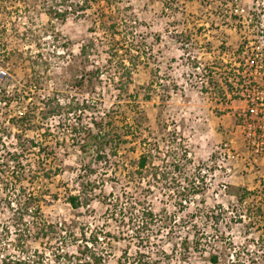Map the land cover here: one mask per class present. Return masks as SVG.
Here are the masks:
<instances>
[{
	"label": "rangeland",
	"instance_id": "1",
	"mask_svg": "<svg viewBox=\"0 0 264 264\" xmlns=\"http://www.w3.org/2000/svg\"><path fill=\"white\" fill-rule=\"evenodd\" d=\"M83 1L89 0H7L9 8L0 10V63L8 69L7 79L0 82L4 93L0 97V160L13 153L20 154L22 160L20 165H12L0 182V222L12 226L16 219L7 208L9 196H19L21 203L31 197L37 223L56 227V232L50 231L40 241L30 237L20 244L19 234L9 235L0 244L5 249L0 256L26 258L27 264H47L55 254L76 257L78 246L86 242L81 235L84 232L86 240L91 234L100 239L98 249L107 264H117L125 255L133 261L138 240L121 219L139 197L136 188L153 186L148 200L158 220L141 253L144 260L149 264H214L212 258L220 254L227 262L240 230L239 217L250 215L254 204L250 202L246 211L238 202L241 190L247 189L237 188L234 170L227 174L214 165L202 170L208 160L217 162L215 146L231 140L236 132L233 115L225 117L226 113L217 109L218 102L224 100L216 90L218 74L211 77L214 68L224 64L216 52L220 44L236 50L239 42L238 34L230 30L236 21L230 19L234 11L230 0H90L88 11L70 15L66 22L48 15L49 8L81 5ZM251 4L246 0L239 7ZM214 22L224 30L213 32L201 47L197 37L191 43V25L197 28ZM112 24L117 26L120 50L130 49L134 56L141 53L133 85L121 93L105 74L102 85L85 99L100 107L101 115L112 112L119 132L137 135L124 137L127 143L120 145L112 167H96L98 173L89 179L67 127L55 119L26 124L18 119L33 108H42L49 98L83 99V93L75 90L84 68L81 47L93 41L99 52L108 50ZM202 53L206 56L200 57ZM95 57L92 60L100 62ZM197 63L207 73L195 72ZM200 79L207 80L208 86H202ZM131 110L145 112L149 123L135 129ZM155 145L159 153L153 155L152 162L175 172L171 187L170 183L155 182L150 175L143 181L131 177L143 150ZM145 170H151L150 165ZM87 180L98 189L89 208L75 211L68 197L78 196ZM192 182L204 191L203 196L183 200V189L191 188ZM182 203L187 209L180 212L174 206ZM12 204L14 211L20 209V204ZM173 217L175 221H171ZM25 220L32 234L38 231L35 219L26 216Z\"/></svg>",
	"mask_w": 264,
	"mask_h": 264
},
{
	"label": "trees",
	"instance_id": "2",
	"mask_svg": "<svg viewBox=\"0 0 264 264\" xmlns=\"http://www.w3.org/2000/svg\"><path fill=\"white\" fill-rule=\"evenodd\" d=\"M54 1L56 3L72 2V0ZM91 2L90 0L83 1L80 2L81 5L75 6L70 4L61 6L57 9L52 7L49 8L47 12L49 13V17L52 19L66 22L70 15L75 16L80 12L84 13L88 11L89 7H91ZM241 2L242 0H230L229 3L231 7H235L236 4ZM7 3V0H0V10H6V8L8 9L9 6ZM232 18L237 19L235 16H232ZM116 27V24H112L109 29L110 31L108 30L111 39V44L109 45L108 50L99 52V46L93 41L81 47L80 57L83 59L82 65L84 68L81 70L79 78L75 81V90L78 94L83 93L81 94L83 96L82 100L77 98H67V100H62L58 97L49 98L43 103L42 108H33L30 113L28 112L18 119L24 124L28 121H30L29 123H35L38 120L49 121L51 119H55L59 121V125L67 127L71 137L72 147L80 153L82 163H84L86 167V177L89 179L92 175H96L98 173L96 170L98 167H104L106 170H109V168L112 167L113 158L117 157L121 148L120 145L127 143L125 142L124 137L128 135H137L135 133L128 134L127 132H119L120 130L114 125L115 120L111 114L112 112L101 115L100 107L95 106L85 99L86 94L89 96L90 93H92L98 86L102 85L101 79L105 74L107 79L109 77L115 89L121 93L128 92L130 87L133 85V74L137 71L140 64L141 53L136 52V56H134L132 55L130 49L124 50L125 48H121L120 50L119 46L121 44L116 42V36L119 35ZM181 49L185 50V47L182 44ZM121 51L124 53H121ZM102 54H104L105 57H103ZM94 55H97L95 58L100 60V62L92 60ZM126 62L129 63V66H127ZM197 66L198 63L193 67L195 68ZM144 67L147 68L148 66L145 65ZM90 68L92 70H89ZM114 75L118 78H114ZM172 87L173 91H177L175 86ZM1 93L2 91H0V97H2V95L4 96V93ZM131 112L134 114L132 117V123L135 129L139 130L144 125L149 123V118L145 112L140 110H131ZM10 121H12V123L15 122V120ZM155 153H159L158 145H155L154 148L150 150L144 149L137 162V170L131 174V177L138 179L139 181H143L150 175L152 176V180L155 182L162 181L166 184L170 183L171 187L174 181L173 175L175 172L174 170H162L158 166H155L152 162L154 158L153 155ZM184 157L186 158L187 155ZM21 161V155L17 153L9 154L8 157H4L3 160H0V182L3 181V177L9 173V169H11L12 165L18 166L21 164ZM86 161L89 162L88 165L86 164ZM175 161L176 158H173L172 163ZM149 165L151 170H145ZM17 179L20 181L19 178ZM82 185L83 188H81L80 194L78 196H69L67 200L71 208L75 211L89 208L91 206L95 190L98 189L97 186L89 180ZM136 189L139 191V197L135 199L134 206L124 210L125 212L123 214L124 216H122L121 223H126L133 229L136 235L138 240L137 257L136 259H133V261H130L125 255L123 258L118 260L117 264H149V262L144 260V256L141 255V253L146 247H148L147 245L150 243V231L153 224L158 220V216L155 214L148 200V194L152 193L154 190L153 186H148L146 188L138 186ZM174 190L175 188L171 191ZM241 191H243V193L240 194L238 202L252 196V193L247 190ZM203 193L204 191L192 182L191 188L183 189L184 196L182 198L183 200H187L190 197L191 199H195L197 196H203ZM18 197L13 198L12 196H9L7 198V208L10 211H13V217L16 219L14 220L12 226H8V224H2L0 222V244L3 239L8 240V236L12 234H19L21 238L19 240L20 243V241L23 242L24 239H28L30 237L40 241L45 239V237L51 233L50 231L56 232V227L51 224H47L45 222L37 223V218L32 216V214L35 215L34 211L37 210V208H35V204L33 203V199H31V197H26L23 203L19 202L20 199H17ZM12 201L20 204V209L14 211ZM174 207H178L180 212L187 209L184 203ZM26 216L35 219L34 225L37 223L36 227L38 228V231H34L33 234L29 229L30 223L25 220ZM172 220L175 221L176 218L173 217L171 218V221ZM35 229L36 228H34V230ZM81 235L84 242H86L83 246H78V256H57L55 254L54 259L48 260L47 264H107L105 256L100 253L98 249L100 239L96 235L91 234L92 236L89 237V240H86V233L83 232ZM185 244L187 243L185 242ZM17 247H19V244ZM3 250L5 249L0 247V252ZM25 259L21 257L15 258L13 256L10 257L2 255L0 256V264H27L28 260ZM212 260L216 262V258H212ZM40 264L46 263L41 261Z\"/></svg>",
	"mask_w": 264,
	"mask_h": 264
},
{
	"label": "built area",
	"instance_id": "3",
	"mask_svg": "<svg viewBox=\"0 0 264 264\" xmlns=\"http://www.w3.org/2000/svg\"><path fill=\"white\" fill-rule=\"evenodd\" d=\"M240 5L236 4L230 13V19L232 16L237 18L231 26L239 36L237 48L231 50L229 44H220L221 48L216 52L224 64L214 68L211 77L218 74L216 90L224 101L218 102L217 109L226 115H233L236 133L244 143L245 156L242 157L236 150L231 139L215 146L213 153L219 155L217 162L214 164L208 160L202 169L210 170L214 165L218 170H226L227 174H232L234 170L231 164L234 159L245 160V166L250 170L264 164V0H252L249 8ZM193 69L200 74L202 71L207 73L200 63ZM7 77L8 69L0 63V82ZM199 83L208 86L207 80L200 79ZM225 189L226 186H223ZM256 191L259 193L256 194ZM252 192V196L239 201L246 211L250 202L254 204L250 215L239 217L240 230L235 238V247L229 252V260L224 262L221 255L216 254L214 264H264V179L260 188Z\"/></svg>",
	"mask_w": 264,
	"mask_h": 264
},
{
	"label": "crops",
	"instance_id": "4",
	"mask_svg": "<svg viewBox=\"0 0 264 264\" xmlns=\"http://www.w3.org/2000/svg\"><path fill=\"white\" fill-rule=\"evenodd\" d=\"M227 1V0H226ZM246 0H242L241 4H244ZM219 3H223V0H218ZM252 2V0H251ZM230 4V3H229ZM232 8V7H231ZM234 8V7H233ZM227 13V12H226ZM196 25V24H194ZM233 25V24H232ZM231 25V26H232ZM224 30L223 27L219 26L218 23H209V24H203L201 26H198L197 28H193L191 25V43H194L196 40L194 37H197L199 42V47L202 46L203 43L209 42L210 37L213 32L217 33ZM233 31V29H230ZM198 31V32H197ZM194 32H197L193 34ZM199 33V34H198ZM206 56V53H202L200 57ZM199 57V58H200ZM229 115H225V117H228ZM235 136L232 138L235 142V148L236 150L241 154L242 157L245 156V149H244V143L242 142V138L234 132ZM232 134V135H234ZM233 169H234V176L238 174L237 180V188L241 189H247L250 191H254L256 189H259L262 183V179H264V164L258 165L255 167V170L248 169L244 162L235 160L231 162Z\"/></svg>",
	"mask_w": 264,
	"mask_h": 264
}]
</instances>
